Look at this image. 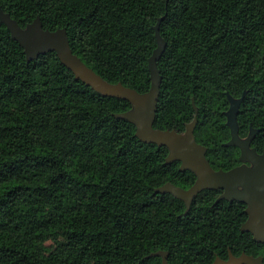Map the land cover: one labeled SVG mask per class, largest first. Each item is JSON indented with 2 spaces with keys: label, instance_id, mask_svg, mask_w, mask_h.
Here are the masks:
<instances>
[{
  "label": "trees",
  "instance_id": "trees-1",
  "mask_svg": "<svg viewBox=\"0 0 264 264\" xmlns=\"http://www.w3.org/2000/svg\"><path fill=\"white\" fill-rule=\"evenodd\" d=\"M24 29H64L70 49L111 85L148 93V60L165 43L153 129L184 134L214 171L242 163L231 139L228 97L240 100L238 137L256 131L264 152V0H0ZM127 100L103 96L54 52L28 62L0 22V264H212L261 257L242 232L246 205L203 190L185 204L155 193L196 181L167 147L141 142L116 116ZM51 241L53 247H45Z\"/></svg>",
  "mask_w": 264,
  "mask_h": 264
},
{
  "label": "water",
  "instance_id": "water-1",
  "mask_svg": "<svg viewBox=\"0 0 264 264\" xmlns=\"http://www.w3.org/2000/svg\"><path fill=\"white\" fill-rule=\"evenodd\" d=\"M0 22L9 30L12 39L24 49L28 62L36 59L39 55L54 52L60 62L72 71L76 80H80L103 96L127 100L132 109L116 117L133 124L136 128L135 136L141 142L167 147L169 151L166 159L167 164L179 161L180 171H190L196 177L195 183L189 189L184 190L167 183L156 189V194L172 195L181 200L188 211L192 201L203 190H221L223 194L220 199L229 203L237 201L246 205L245 213L248 219L242 225L241 231L252 234L257 242L264 243V152L262 155H258L254 149L250 148L256 131L251 130L246 139L238 137L236 116L240 100L228 97L229 109L226 118L231 139L227 146L237 147L240 150L239 161L242 163L229 171H214L210 167L206 160V148L195 142L193 133L195 120L187 125L184 134L153 129L161 84L157 62L165 49V43L158 34V24L155 28L157 48L148 60L151 86L148 93L140 95L121 84L106 83L92 69L86 67L78 57L73 55L64 29H57L54 32L43 30L38 17L22 29L14 20L10 19L8 14H4L1 8ZM151 256H160L162 264H167L166 252H157ZM212 264L263 263L261 257L253 258L242 254L235 258L229 254L228 261L215 259Z\"/></svg>",
  "mask_w": 264,
  "mask_h": 264
},
{
  "label": "rangeland",
  "instance_id": "rangeland-1",
  "mask_svg": "<svg viewBox=\"0 0 264 264\" xmlns=\"http://www.w3.org/2000/svg\"><path fill=\"white\" fill-rule=\"evenodd\" d=\"M44 245H45V247H47V248H51V247H53V244H52L51 241L46 242Z\"/></svg>",
  "mask_w": 264,
  "mask_h": 264
}]
</instances>
